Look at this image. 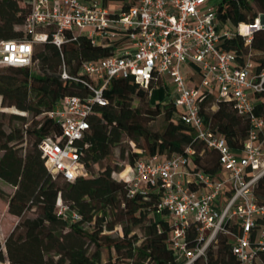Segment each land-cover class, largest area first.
Returning <instances> with one entry per match:
<instances>
[{
    "label": "built area",
    "instance_id": "built-area-1",
    "mask_svg": "<svg viewBox=\"0 0 264 264\" xmlns=\"http://www.w3.org/2000/svg\"><path fill=\"white\" fill-rule=\"evenodd\" d=\"M211 1L136 0L125 10L121 3H114L117 8L113 9L110 0H23L20 6L28 13L22 28L29 38L0 41V69L34 68L35 48L50 37L59 49L65 42L86 37L94 46L114 50L107 58L83 62L75 76L63 61L62 79L82 83L88 94L67 96L38 117L50 118L61 129L39 146L45 166L53 177L71 183L90 175L81 161L80 143L91 128L90 118L107 105L112 81L132 76L145 90L155 81H168L173 91L164 104L174 105L180 121L197 139L219 152L220 172L190 170L193 151L187 150L171 158L138 159L115 177L129 185L131 195L146 190L161 193L158 212L169 213L168 245L178 264L206 259L220 235L229 239L238 264H259L264 252V205L255 190L264 177V118L256 114V107L264 103V67L259 68L251 55L239 57L223 49V44L238 35L251 47L254 33L264 30V15L250 25L225 30L228 26L217 17L219 6H211ZM186 68L199 75L201 82L189 85L194 77H186ZM204 92L233 102L238 116L249 120L243 149L229 147L205 123L200 115ZM1 111L29 116L14 109ZM56 212L72 223L81 219L60 196ZM193 222L198 225V237L196 246L190 247L188 229Z\"/></svg>",
    "mask_w": 264,
    "mask_h": 264
},
{
    "label": "trees",
    "instance_id": "trees-1",
    "mask_svg": "<svg viewBox=\"0 0 264 264\" xmlns=\"http://www.w3.org/2000/svg\"><path fill=\"white\" fill-rule=\"evenodd\" d=\"M22 1L0 0V41L29 38L22 28L28 13L20 6ZM110 1L121 3L125 10L136 2ZM260 15H264V0H221L217 13L218 20L232 30L240 24H252ZM223 49L239 57L251 55L259 68L264 67V30L254 33L251 47L237 35L226 39ZM113 53L112 48L94 46L86 37L65 42L59 49L50 37L35 48V68L0 69V179L16 189L13 195L0 190V198L7 199L8 213L19 218L5 250L0 241V264H178L168 245L172 229L169 213L158 212L161 193L146 190L131 195L129 185L115 177L138 159L157 155L171 158L187 150L193 151L190 170L210 175L220 172L219 152L197 139L180 121L174 105L164 104L170 94L164 80L153 82L150 90L136 84L132 76L112 81L107 105L90 118L91 128L80 143L81 161L89 177L73 183L53 177L42 158V140L61 129L50 118L38 117L67 96L88 94L82 83L62 79L63 61L69 74L75 76L83 62ZM158 88H165L166 93L161 103L152 104L150 92ZM1 109L28 113L31 123L26 115ZM256 114L264 118V103L256 107ZM162 115V131H153L151 123ZM200 115L229 147L244 148L251 126L248 119L238 116L233 102L204 92ZM115 155L124 167L112 163ZM255 192L264 205V177ZM59 196L81 217L78 222L57 215ZM118 229L120 235L115 234ZM197 237L198 225L193 222L188 229L190 247L196 246ZM259 257V264H264V252ZM197 264H238V260L229 239L220 235L207 258Z\"/></svg>",
    "mask_w": 264,
    "mask_h": 264
},
{
    "label": "rangeland",
    "instance_id": "rangeland-1",
    "mask_svg": "<svg viewBox=\"0 0 264 264\" xmlns=\"http://www.w3.org/2000/svg\"><path fill=\"white\" fill-rule=\"evenodd\" d=\"M220 3H221V0H212L211 1V6H219ZM114 5H116V4H114V3L112 4L113 9L117 8ZM225 30H232V29L228 27ZM38 46H40V45H38ZM185 74H187L186 77H188L189 79H190V77H194L195 78V79L194 78L190 79L189 85L195 86V85H197L198 83L201 82V77L199 75H197L193 70H190V69L186 68L185 69ZM167 87H168L169 93L173 91V87L170 86V83H168V81H167ZM165 93H166L165 88L155 89L153 91V93H152L151 100L155 104L156 103H161L163 101ZM213 95L217 96L218 92L215 91L213 93ZM27 118H28V124H30L32 116L29 115ZM164 125H165V120H164V116L162 115V116L158 117L155 121H153L151 123L150 127H151V129L153 131H162ZM1 156H2V153L0 152V158H1ZM113 162H118V163L121 164V166L123 165L121 160L116 155L112 157V163ZM123 167H124V165H123ZM97 171H98V168H96L95 172H97ZM0 190L5 192L7 195H13L15 193V191H16V189L13 186L5 183L1 179H0ZM7 202L8 201H7L6 198L5 199L0 198V241H1L2 245H3L4 250H5V242H6L7 238H8V236L15 229L16 225L19 222V218L18 217L12 216V215H10L8 213V203ZM31 216L34 217V215H31ZM156 218L159 219V216L157 215ZM120 233H121L120 229H118L115 232V234H118V235H120ZM107 257H108L107 250H104V259L106 260Z\"/></svg>",
    "mask_w": 264,
    "mask_h": 264
},
{
    "label": "bare ground",
    "instance_id": "bare-ground-1",
    "mask_svg": "<svg viewBox=\"0 0 264 264\" xmlns=\"http://www.w3.org/2000/svg\"><path fill=\"white\" fill-rule=\"evenodd\" d=\"M244 31H245L246 33H249V32H250V28L245 27V28H244Z\"/></svg>",
    "mask_w": 264,
    "mask_h": 264
},
{
    "label": "crops",
    "instance_id": "crops-1",
    "mask_svg": "<svg viewBox=\"0 0 264 264\" xmlns=\"http://www.w3.org/2000/svg\"><path fill=\"white\" fill-rule=\"evenodd\" d=\"M162 89V88H161ZM152 104H154V103H152Z\"/></svg>",
    "mask_w": 264,
    "mask_h": 264
},
{
    "label": "water",
    "instance_id": "water-1",
    "mask_svg": "<svg viewBox=\"0 0 264 264\" xmlns=\"http://www.w3.org/2000/svg\"><path fill=\"white\" fill-rule=\"evenodd\" d=\"M263 20H264V18H263Z\"/></svg>",
    "mask_w": 264,
    "mask_h": 264
}]
</instances>
